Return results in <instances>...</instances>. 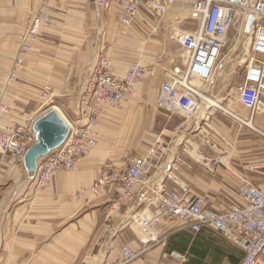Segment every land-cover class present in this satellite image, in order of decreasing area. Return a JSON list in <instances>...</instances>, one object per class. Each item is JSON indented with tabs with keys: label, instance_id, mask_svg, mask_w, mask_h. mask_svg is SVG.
Wrapping results in <instances>:
<instances>
[{
	"label": "crops",
	"instance_id": "obj_1",
	"mask_svg": "<svg viewBox=\"0 0 264 264\" xmlns=\"http://www.w3.org/2000/svg\"><path fill=\"white\" fill-rule=\"evenodd\" d=\"M42 2L53 22L41 29L10 91L0 92V104L6 107L2 126L23 124L34 130L46 109H55L67 125L84 123L88 107L80 99L104 55L118 76L134 59L146 71L119 109L104 107L95 126L96 145L44 188H35V178L45 156L33 165L23 160L10 166L0 154V264H103L113 261L122 245L140 252L131 264H240L243 251L211 227L169 224L159 241L145 248L133 221L149 200L173 188L183 196L199 195L213 208L226 201L241 204V178L264 192V184L250 178L246 151L226 146L236 136L226 126V109H236L221 102L203 104L186 117L185 131L191 133L184 136L172 112L155 100L168 67L161 29L150 33L140 21L123 26L119 7L101 9L93 0H0V91ZM151 145H157L159 156L148 183L136 186L132 199L120 202L109 189L98 194L88 190L103 165L123 168L129 157ZM92 238L107 246L93 259Z\"/></svg>",
	"mask_w": 264,
	"mask_h": 264
},
{
	"label": "built area",
	"instance_id": "obj_2",
	"mask_svg": "<svg viewBox=\"0 0 264 264\" xmlns=\"http://www.w3.org/2000/svg\"><path fill=\"white\" fill-rule=\"evenodd\" d=\"M101 9L119 7L123 26L140 21L152 32L160 27L169 41L185 54L181 65L163 72L156 93V104L167 111H181L187 116L202 108L210 94L211 84L223 60V49L231 32L236 44L244 45L243 74L237 86V100L248 110L249 117L226 109V114L246 124L264 104V0H93ZM251 19V20H250ZM49 6L42 2L33 14L21 43L4 78L1 95H6L16 79L28 53L43 28L51 27ZM146 67L132 60L123 76L114 73L111 59L104 55L94 67L80 102L87 105L84 123L67 125L64 140L45 155L35 178V188H44L60 171L71 170L97 143L95 126L104 107L119 109L131 97L136 84L144 77ZM208 98V97H207ZM203 103V104H200ZM213 104V103H212ZM6 107L0 104V114ZM36 134L30 125L0 124V154L10 166L23 162ZM159 156L157 145L127 159L123 168L105 164L100 168L89 191L98 194L109 189L120 202L132 199L136 186L146 185L150 170ZM85 189L76 193L79 198ZM163 193V192H162ZM241 204L226 201L217 207L207 206L199 195L183 196L173 188L149 200L134 223L143 235L145 248L159 241L167 225H190L198 230L213 228L243 251L240 264H257L264 253V192L246 178L240 179ZM140 252L120 246L113 261L103 264H131Z\"/></svg>",
	"mask_w": 264,
	"mask_h": 264
},
{
	"label": "rangeland",
	"instance_id": "obj_3",
	"mask_svg": "<svg viewBox=\"0 0 264 264\" xmlns=\"http://www.w3.org/2000/svg\"><path fill=\"white\" fill-rule=\"evenodd\" d=\"M159 30L161 31L159 33H161L163 49H165L162 57H165V65L168 66L163 68L164 72L175 65H181L185 59V54L176 44L167 39L165 31H163L162 28H159L157 31ZM149 31L151 30L149 29ZM156 38H159V36H156ZM244 47L245 46L242 44H236L235 33L231 32L223 49V60L212 81L210 94L207 95V97L212 101L226 103V107L236 109V113H238L241 118H248V110L237 100V86L241 83L243 74ZM206 102L207 101L203 100V103ZM45 111L47 112L48 109ZM170 115L177 121V126H180L181 133L184 136L191 133L190 129L185 131V123H187L186 114L178 110L173 111ZM226 124V126L229 125V127H233L231 133L233 134L234 132L236 135L232 137L233 141L228 142L226 140V146H228L230 150H245L248 168H252V170L248 171L250 178L254 183L264 184V104L259 107L251 122L244 124L226 114ZM204 133L206 134L205 131ZM183 143L185 144V141H183ZM204 144L202 145L204 146L203 149L206 147ZM218 144H216L215 147L218 146ZM188 146H190V144H188ZM136 228L138 230L137 226ZM92 241L96 243L95 246L92 247L93 252L90 254V258L93 259V254H97L100 251L102 252L107 246H101L99 244L100 239L98 238H92ZM90 258H87V261H90ZM257 264H264V253L259 258Z\"/></svg>",
	"mask_w": 264,
	"mask_h": 264
},
{
	"label": "water",
	"instance_id": "obj_4",
	"mask_svg": "<svg viewBox=\"0 0 264 264\" xmlns=\"http://www.w3.org/2000/svg\"><path fill=\"white\" fill-rule=\"evenodd\" d=\"M34 130L38 131L37 141L28 148L24 157L29 165L55 149L66 137L68 126L61 115L51 109L34 124Z\"/></svg>",
	"mask_w": 264,
	"mask_h": 264
},
{
	"label": "bare ground",
	"instance_id": "obj_5",
	"mask_svg": "<svg viewBox=\"0 0 264 264\" xmlns=\"http://www.w3.org/2000/svg\"><path fill=\"white\" fill-rule=\"evenodd\" d=\"M206 100H208V101H210V102H212V103H215L216 101H212V100H210L209 98H205Z\"/></svg>",
	"mask_w": 264,
	"mask_h": 264
}]
</instances>
